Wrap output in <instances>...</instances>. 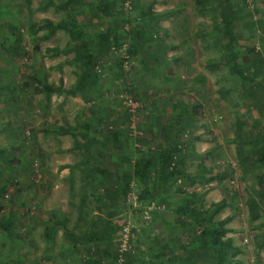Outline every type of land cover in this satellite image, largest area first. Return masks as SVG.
Here are the masks:
<instances>
[{"label": "rangeland", "instance_id": "rangeland-1", "mask_svg": "<svg viewBox=\"0 0 264 264\" xmlns=\"http://www.w3.org/2000/svg\"><path fill=\"white\" fill-rule=\"evenodd\" d=\"M47 1L0 0V150L6 151L0 154V188L5 190L2 213L10 223V233L0 229V264H99L86 251L104 247V242L90 240L107 222L112 247L105 256L106 264H110L111 256L119 249L126 224L133 234L132 248L143 251L160 227L156 222L143 220L139 209L127 201L121 207L100 201L105 183L95 175L102 184L100 188L88 172L98 162L111 168V158L101 160L94 155L99 149L97 145L87 151L79 150V136L58 134L57 130L76 127L81 133L85 129L82 125H95L98 117L116 120L123 138L127 136L128 146L136 153L142 150L140 141L147 142L150 148L156 145L147 125L152 123L158 128L170 125L169 115L180 102L193 106L197 127L192 134L200 138L191 145L187 172L202 178L188 191L202 194L204 208L213 201L226 199L227 207L215 220L232 215L226 224L229 229L226 236L241 249L235 264H264V205L261 203L256 209L259 217L255 221H250L248 211L250 200H260L258 192L262 187L256 178L262 170L254 172L256 176L245 175L239 168L237 147L232 142L239 120L245 124L241 138L251 139L262 130V119L229 70L217 10L196 12L192 0H165V5L190 7V11L185 9L176 16L177 22L186 28L167 41L175 46L174 54L183 50L194 52V62H187L183 69L185 62L169 59L158 70L150 69L146 74L135 59L121 65L122 52L113 50L102 62L99 86L86 102L68 94L49 95L38 85L37 81H45L67 89L75 82L79 68L68 50L72 42L68 33L57 30L45 36V29L36 31L31 26L46 19L59 22L73 18L85 24L86 35L94 46L95 34L104 31L111 19L100 16L91 20L88 14H69L59 6L64 0H51L53 5L42 9ZM115 1L124 8L125 0ZM129 1L132 10L128 15L124 13L128 19L137 17L135 7H146L150 2ZM233 3L241 10L234 22L235 51L239 54L237 61L245 67L247 55L257 52L264 56V0H233ZM124 14L121 21L126 20ZM153 31L168 44L160 27ZM121 36L122 40L127 38L124 33ZM185 36L191 40V46L180 48L179 39ZM53 48L59 50L57 55L52 54ZM252 48L253 53L246 52ZM148 63L147 66L152 64ZM155 85L167 89L154 98L151 93ZM129 99L140 105L135 118L128 115ZM152 100L158 108L151 112ZM133 121L140 124V139V135L134 137L132 129L129 130ZM249 145L244 147L247 149ZM82 160L87 161L84 171L65 170V166ZM132 192L137 196L136 189ZM169 192V201H175L178 195L173 188ZM139 203L142 206L147 202ZM157 212L166 220L174 217L164 208H158ZM82 232L89 235L77 240L69 236L72 233L78 238ZM142 256L139 254L136 264L146 261L147 256L140 261ZM129 258L132 257L123 256L121 264H126Z\"/></svg>", "mask_w": 264, "mask_h": 264}, {"label": "trees", "instance_id": "trees-1", "mask_svg": "<svg viewBox=\"0 0 264 264\" xmlns=\"http://www.w3.org/2000/svg\"><path fill=\"white\" fill-rule=\"evenodd\" d=\"M136 1L143 2V0ZM154 2L155 0H150L146 7H140V9L135 7L134 10L138 11L137 17H129L131 19L129 22L126 13L132 10L130 1V9L125 11L115 0H64L59 6L69 14H88L91 20L94 17L103 16L110 18L111 23L104 31L95 34L97 42L94 46L88 39L85 24L77 22L73 18L70 21L61 20L59 22L46 19L39 24H33L31 27L36 31L45 29V36H50L57 30L68 33L72 39L68 50L71 51L72 60L79 68L75 82L67 89L45 81H37L38 85L49 95L68 94L73 97H81L88 102L93 91L99 86L102 76L101 69H103L102 62L105 57L113 50L120 51L123 45H125L126 59L121 57V65L124 61L129 62L130 59L133 60L137 55L148 51L147 55L150 57V61L145 59L141 62L146 64L151 62L154 67H159L165 61L163 55L166 45L162 39L155 36L153 31L157 29V22L163 17L162 14L151 10ZM192 2L197 12L217 10L222 24V35L226 40L224 47L227 54L225 58L229 70L235 84H239L244 89L245 97L252 101L262 119L260 124L262 130L251 139L241 138L240 132L245 124L239 120L236 137L232 140L237 147L236 157L239 168L244 171V174H254L257 170H262V173L256 178L259 186L262 187L258 192L260 200L248 202L249 219L255 221L259 217L256 209L261 206V203L264 205V56L254 52L252 48L246 51L254 53L247 55L245 67H242L237 61L239 54L235 51L237 34L234 22L241 10L237 8L238 5L234 6L233 0H192ZM51 5H53L52 1L48 0L42 9ZM123 14L126 20L121 21ZM130 15H134V13ZM121 33H124L127 38L122 40ZM149 52L151 53L149 54ZM58 53L59 50L53 48L52 54L57 55ZM159 88L157 85L153 87L151 94L154 98L157 93H161ZM155 103L156 101H151V112L157 109ZM174 107L169 115L172 119L170 125L161 128L152 123L147 125V131L154 136L156 145L150 148L147 142L140 141L142 150L139 149L136 153L132 152L131 147L128 146L127 136L123 138L116 120L108 121L98 117L95 120L96 126L92 124L93 129H91V125L87 124L82 125L85 129L81 133L78 132L80 128L65 126L58 128L57 132L58 134L79 136L81 143L77 145V148L80 149L87 150L89 147L97 145L99 148L98 157L101 160L102 158L108 160L111 158V168H105L101 162H98L88 170L96 181L97 178L94 174L100 175L107 181L101 193L102 196L99 195L100 201H108L110 206L117 204L120 207L125 206L127 195L136 189L139 202L154 203L156 207L164 208L174 215L172 220H166L158 214V208L153 212L151 221L152 223L156 222V225L160 227L159 231L152 234L151 243L146 248H142L143 251L137 250L136 252L133 248V251L124 253V256L132 257L126 264H136L135 261L139 259V254L144 255L140 261H143V257L147 256L146 261L140 262L141 264H235V258L241 253V249L233 244L232 238L226 236L229 233L226 224L232 219V215L215 220V216L227 207L226 199L213 202L204 208L201 205L202 194L188 191V188L202 177L187 172V162L192 156L191 145L200 139L192 134L193 129L197 127L195 125V121H197L195 110L193 106L185 102H180ZM258 124L255 122V126ZM139 126V122H136V129L142 133ZM129 130L131 131V128ZM141 135L138 136V139L141 138ZM245 144H250V147L246 149ZM5 153V150H0L1 155ZM113 156H115V160L112 158ZM256 175L254 174V176ZM97 186H100L98 182ZM97 186L95 185L96 188ZM171 188L178 195L175 201H169ZM4 191L0 188V229L10 233V223L2 213L1 198ZM108 215L111 217L113 212H109ZM109 225L110 223L107 222L103 230H96L94 237L90 240H96V243L104 242V247L100 248L96 245L97 247L89 248L86 251L89 257H93L92 261H97L96 263L99 264L107 263L105 256H108V250L112 247L109 243L112 237ZM88 235L82 232L77 238L69 233L73 240L80 237L86 238ZM119 256L117 248L109 263L115 264Z\"/></svg>", "mask_w": 264, "mask_h": 264}, {"label": "crops", "instance_id": "crops-1", "mask_svg": "<svg viewBox=\"0 0 264 264\" xmlns=\"http://www.w3.org/2000/svg\"><path fill=\"white\" fill-rule=\"evenodd\" d=\"M185 9H188L190 11V7L186 6L183 7V5H177V6H173V5H165V0H155V2L153 3V8L151 7V10L155 13H160L163 15V17L157 22V27H160V29L162 31H164V33L166 34V42H168L167 40H171L172 39V35L177 33L179 34L181 30L185 29L186 27L183 25V23L181 22H177L178 19H176L177 13H181L184 12ZM193 11H196L194 4H193ZM197 12V11H196ZM166 29V31L164 29ZM194 34H192L193 37ZM96 44V43H94ZM166 45V51L164 52V58L165 61H169L170 60H178L181 62H185L184 63V68L185 69L188 65L186 64L187 62L191 61L194 62L195 58H194V52H188V51H184L180 52L179 54H174V49L175 46L173 44H171V42H168V44ZM180 48H186L188 46H191V40L185 36L179 39L178 44ZM152 52V51H151ZM149 52V54L151 53ZM144 54L141 55H137L134 59L137 60L139 62V67L141 68V72L142 73H149V70L152 69L154 71L158 70V66L154 67L152 64H150L149 66H147L146 63H142L141 60H149L150 61V57L147 55L148 51L143 52ZM194 64V63H191ZM149 68V69H148ZM170 67L168 66V69ZM168 79V78H167ZM156 86V85H155ZM154 87V86H153ZM167 88L165 87H160L159 90L161 92L166 91ZM156 104V103H155ZM156 108H158L157 104L155 105ZM161 109V108H160ZM81 151H83L84 149H79ZM88 150V149H87ZM85 150V151H87ZM97 154V156L99 155L98 150H96V152L94 151V155ZM113 159L115 158V156L112 157ZM85 162V163H84ZM86 160H82V162H80L79 164H75L72 166H65L64 168H66L65 170L69 169L72 170V168H77V171H84L86 169L85 164H86ZM106 168V167H105ZM84 169V170H82ZM109 169V168H108ZM67 172V171H66ZM97 175V174H94ZM98 177H100L101 179H103V183L104 187L106 186V180H104V178H102L100 175H97ZM96 176V178H97ZM202 178V177H201ZM97 182L99 183L100 187H101V182L100 180L97 178ZM82 185V184H81ZM214 202V201H213Z\"/></svg>", "mask_w": 264, "mask_h": 264}, {"label": "built area", "instance_id": "built-area-1", "mask_svg": "<svg viewBox=\"0 0 264 264\" xmlns=\"http://www.w3.org/2000/svg\"><path fill=\"white\" fill-rule=\"evenodd\" d=\"M130 9L129 6V0H125L124 3V10L128 11ZM126 29V27H125ZM120 52H122V57L124 59H126V55H125V45L122 46V48L120 49ZM127 61H124V66H126ZM128 105L130 106L129 111L132 115V118H135V114L137 109L140 107V105L137 102H133L132 100H128ZM131 129H132V135H134V137L136 135H141L140 132H138L136 130V123L133 121L131 124ZM137 196L134 194V192H130L127 197H126V201L127 203L131 206H133L134 208H138L140 211V215L142 217L143 220L145 221H150L152 218V214L154 211H156L157 207L154 203H149V204H145L140 206L139 201L137 200ZM122 238H121V243L119 245V253L120 256L117 260V264H121L123 262V254L127 253L129 251H133L134 249L132 248V238H133V234L130 232V227L128 226V224L124 225L123 229H122Z\"/></svg>", "mask_w": 264, "mask_h": 264}]
</instances>
